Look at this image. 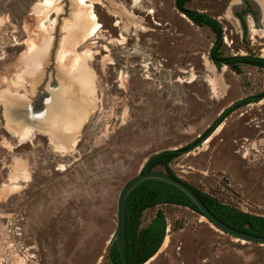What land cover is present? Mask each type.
I'll return each instance as SVG.
<instances>
[{
  "label": "rangeland",
  "instance_id": "obj_1",
  "mask_svg": "<svg viewBox=\"0 0 264 264\" xmlns=\"http://www.w3.org/2000/svg\"><path fill=\"white\" fill-rule=\"evenodd\" d=\"M80 2L0 0V264L106 263L118 193L146 158L190 145L230 103L264 93V70L214 62L215 33L174 0ZM250 4L183 7L220 24V57H264V17ZM89 6L100 29L85 38ZM170 167L218 200L264 215V98L232 110ZM159 210L165 235L142 264H264V245L183 205L145 208L140 227Z\"/></svg>",
  "mask_w": 264,
  "mask_h": 264
},
{
  "label": "trees",
  "instance_id": "obj_2",
  "mask_svg": "<svg viewBox=\"0 0 264 264\" xmlns=\"http://www.w3.org/2000/svg\"><path fill=\"white\" fill-rule=\"evenodd\" d=\"M184 2L185 0H177L179 7L182 8L186 16L197 25L208 26L215 33L216 42L212 55L222 59L218 53V49L222 44V29L220 24L205 13L186 9L183 7ZM249 56H229L225 63L230 65L237 73L240 72L239 63L255 65L264 70V59ZM247 102L251 101H243L232 110ZM177 155L176 153H169L158 156L150 162L149 168L161 166L170 175L178 177L170 167V161ZM190 186L219 220L235 229L264 236V215L244 211L224 203L192 185ZM160 203L183 205L199 213L192 200L183 191L168 182L159 179H147L137 184L127 196L125 206L126 254L128 264H142L158 250L164 238L166 228V220L163 212L161 210L157 211L147 225L143 227H140V216L145 208L153 207ZM110 257L112 262L106 264H120L115 244L110 249Z\"/></svg>",
  "mask_w": 264,
  "mask_h": 264
},
{
  "label": "water",
  "instance_id": "obj_3",
  "mask_svg": "<svg viewBox=\"0 0 264 264\" xmlns=\"http://www.w3.org/2000/svg\"><path fill=\"white\" fill-rule=\"evenodd\" d=\"M176 8L183 13V15L186 16L185 12L182 10V8L179 7L177 4V0H174ZM199 12V11H197ZM209 16V15H208ZM187 17V16H186ZM211 17V16H209ZM188 18V17H187ZM213 18V17H211ZM189 19V18H188ZM215 19V18H213ZM216 20V19H215ZM217 21V20H216ZM213 46L209 50V56L213 61H218L225 63L228 58H222V59H216L211 56V50ZM237 57H241V55H236ZM252 58L257 59H264V57H258V56H249ZM264 98V93L257 94V95H251L247 97H242L240 99H237L230 103L227 107H225L218 117L214 120V122L208 127V129L193 143L186 147L181 148H171V149H164L161 151H157L149 155L142 167V169L134 174L133 176L129 177L124 184L122 185L116 202V228L115 232L113 234V237L111 239L110 245L107 249V254L110 252V249L113 244L116 245L117 252L119 255L120 264H128L127 260V254H126V233H125V206H126V199L129 195L130 191L140 182L147 180V179H159L165 182H168L175 187L179 188L181 191H183L195 204L197 207L199 214L202 215L210 224H212L215 228L219 229L220 231L242 241L251 242L255 244H261L264 245V236L261 235H255L251 234L242 230L235 229L221 220H219L204 204V202L201 200V198L198 196V194L194 191V189L181 180L179 177H174L167 173L166 171L156 170L154 168H149L150 162L161 155L169 154V153H176L178 155L187 153L194 148L198 147L202 142L207 140L214 131L221 125L223 120L225 119L226 115L232 111V109L242 103L243 101H259ZM249 103V102H247Z\"/></svg>",
  "mask_w": 264,
  "mask_h": 264
},
{
  "label": "bare ground",
  "instance_id": "obj_4",
  "mask_svg": "<svg viewBox=\"0 0 264 264\" xmlns=\"http://www.w3.org/2000/svg\"><path fill=\"white\" fill-rule=\"evenodd\" d=\"M47 1H50L51 2V0H47ZM81 2H82V4H84L85 2H87V0H80ZM80 2V3H81ZM93 5V4H92ZM36 7V6H35ZM84 8V7H83ZM89 10H88V18H89V21H90V23H91V25H90V27H89V29H88V31H86V32H88V34H87V36H85V38L87 37V38H89L91 35H95V34H97V32L99 31V29H100V25H99V23L97 22V20H96V15H95V13H94V11H93V9H92V6H89V8H88ZM84 38V39H85ZM81 40V39H80ZM83 40V39H82ZM220 127V126H219Z\"/></svg>",
  "mask_w": 264,
  "mask_h": 264
},
{
  "label": "crops",
  "instance_id": "obj_5",
  "mask_svg": "<svg viewBox=\"0 0 264 264\" xmlns=\"http://www.w3.org/2000/svg\"><path fill=\"white\" fill-rule=\"evenodd\" d=\"M248 1H250V2H252L253 4H255L257 7L259 6L260 7V9H259V12H261V16H260V18L262 17H264V5H262V1H260V0H248ZM15 130H16V128H15ZM51 135V139L52 140H56V139H58V140H61V139H59V138H57L56 137V135H54V134H50ZM62 141V140H61Z\"/></svg>",
  "mask_w": 264,
  "mask_h": 264
},
{
  "label": "flooded vegetation",
  "instance_id": "obj_6",
  "mask_svg": "<svg viewBox=\"0 0 264 264\" xmlns=\"http://www.w3.org/2000/svg\"><path fill=\"white\" fill-rule=\"evenodd\" d=\"M178 4V3H177ZM248 4L249 5H251L250 4V2L248 1ZM251 9V8H250ZM248 10V11H251V10ZM194 23V22H193ZM215 45V44H214ZM214 45H213V48H214ZM213 48H212V50H211V56L212 57H214L213 55H212V51H213ZM214 58H216V59H220V58H217V57H214ZM214 62H218V61H214ZM110 262H112V259H111V257H110V252L107 254V261H106V263H110ZM106 263H103V264H106Z\"/></svg>",
  "mask_w": 264,
  "mask_h": 264
}]
</instances>
